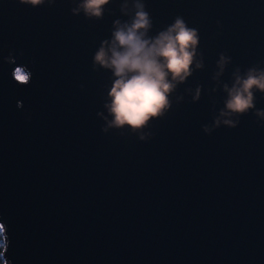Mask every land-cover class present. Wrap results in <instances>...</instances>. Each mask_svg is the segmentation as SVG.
Returning a JSON list of instances; mask_svg holds the SVG:
<instances>
[{
  "label": "water",
  "instance_id": "water-1",
  "mask_svg": "<svg viewBox=\"0 0 264 264\" xmlns=\"http://www.w3.org/2000/svg\"><path fill=\"white\" fill-rule=\"evenodd\" d=\"M134 2L110 0L97 18L73 12L83 0H0L5 258L264 264V92L252 89L247 112L221 116L234 74L264 70V0H139L149 37L179 17L199 42L168 107L142 128L117 127L106 106L116 77L94 58L115 20L131 23Z\"/></svg>",
  "mask_w": 264,
  "mask_h": 264
},
{
  "label": "clouds",
  "instance_id": "clouds-1",
  "mask_svg": "<svg viewBox=\"0 0 264 264\" xmlns=\"http://www.w3.org/2000/svg\"><path fill=\"white\" fill-rule=\"evenodd\" d=\"M21 3L36 5L43 3V0H21ZM109 3L110 0H83L73 12L83 9L87 16L100 18L103 6ZM133 6L136 11L131 23L121 24L120 20H115L111 41H102L94 59L97 64L112 69L116 77L109 91L111 103L106 105L113 116L111 124L117 127L128 125L142 128L168 107V94L175 87L173 81L182 83L191 74L190 66L199 38L197 30L188 28L179 17L165 31L149 37L147 33L152 27V21L149 13L144 10L145 5L135 0ZM126 7L124 5L122 11ZM226 63L228 59L221 55V72ZM202 66L201 63L196 64L197 68ZM13 74L22 83L27 82L30 77V73L21 67H17ZM234 75L233 87L229 89L227 85L224 86L229 93L226 101L228 111H222L221 116L247 112L254 107L252 89L264 92V70L251 68L244 77ZM198 97L199 89L196 98ZM257 115L264 117V111ZM220 123L217 119L216 126ZM223 123L235 127L230 119L223 120ZM205 131L209 129L205 128ZM7 246L6 228L4 223H0V264H9L5 258Z\"/></svg>",
  "mask_w": 264,
  "mask_h": 264
}]
</instances>
